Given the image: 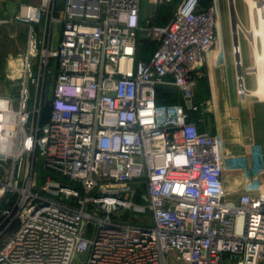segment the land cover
<instances>
[{
	"label": "built area",
	"instance_id": "built-area-1",
	"mask_svg": "<svg viewBox=\"0 0 264 264\" xmlns=\"http://www.w3.org/2000/svg\"><path fill=\"white\" fill-rule=\"evenodd\" d=\"M142 5L64 0L60 9L59 0H40L13 14L30 29L18 90L0 95V264L264 258V165L257 187L233 200L222 137L191 118L219 40L218 13L182 0L159 24L142 22ZM245 80L238 71L241 97ZM170 88L184 105L160 101Z\"/></svg>",
	"mask_w": 264,
	"mask_h": 264
},
{
	"label": "rangeland",
	"instance_id": "rangeland-1",
	"mask_svg": "<svg viewBox=\"0 0 264 264\" xmlns=\"http://www.w3.org/2000/svg\"><path fill=\"white\" fill-rule=\"evenodd\" d=\"M63 1L59 0V8L63 7ZM181 0H143L142 10L147 18L155 17L158 22L165 23L171 20ZM208 4L217 11L220 26L219 40L217 47L223 50V47H229L233 52V46L238 31V18L241 24L248 30L252 27V21H249V5L245 0H234L233 6L231 0H210ZM257 1V0H256ZM40 0H0V87L8 90L9 94H14L18 90L19 80L21 78L22 56L27 43L29 33V25L16 22L12 19L13 14L19 10L22 3H39ZM61 27L56 26L54 31V46L58 45ZM240 45L243 53L242 66H236V57L230 55L234 68L238 72L248 68H253L255 65V54L250 42V37L243 29L239 32ZM238 42V41H237ZM245 87L248 92L246 96H240L237 99L242 103L244 109H250V116H253L252 121L255 122V141L252 150L249 153L230 156L227 153L228 147L223 139L221 154L223 159L224 173L231 174L234 171H239L246 176L245 188L252 189L257 186L254 181H261L262 168L264 165V99L253 96L250 91L256 89L257 75L255 73H247L245 75ZM54 74L51 76L50 82L53 83ZM51 90H49L50 95ZM177 103L174 94L167 96L166 104ZM246 107V108H245ZM249 111V110H248ZM255 112V113H253ZM241 130H232L233 140L241 141ZM249 140V139H246ZM53 174V179L70 183L69 180L63 179L56 174ZM173 261V260H172ZM171 262V261H170ZM80 264V263H78ZM171 264H177L172 263Z\"/></svg>",
	"mask_w": 264,
	"mask_h": 264
},
{
	"label": "crops",
	"instance_id": "crops-1",
	"mask_svg": "<svg viewBox=\"0 0 264 264\" xmlns=\"http://www.w3.org/2000/svg\"><path fill=\"white\" fill-rule=\"evenodd\" d=\"M146 19L148 18L144 16L142 10V22H145ZM156 22L161 24L157 19ZM168 22L169 20L165 21V24ZM230 55H233V52L227 46L223 47V50L216 47L209 55V61L204 67L205 77L199 81L195 92L194 103L199 106V109L192 114L191 118L201 132L217 134L224 138L228 147L227 153L230 156H235L249 153L252 150L256 143V132L255 122L252 121L253 116H250V109H244L242 103L238 101L241 98L238 94L237 71ZM164 91L173 93L177 103L185 104L180 93L175 89L170 88ZM8 93L4 87H0V95H8ZM258 111L264 114L261 109ZM233 129L241 130V141L233 140ZM246 178L239 171H234L231 174L224 173V185L233 200H236L241 192L246 191L244 186ZM170 261L184 264L176 260L175 253H171L167 257L166 263L171 264ZM260 264H264V258Z\"/></svg>",
	"mask_w": 264,
	"mask_h": 264
},
{
	"label": "bare ground",
	"instance_id": "bare-ground-1",
	"mask_svg": "<svg viewBox=\"0 0 264 264\" xmlns=\"http://www.w3.org/2000/svg\"><path fill=\"white\" fill-rule=\"evenodd\" d=\"M249 5V15L252 21V27L250 29H246L240 22L238 18V25L236 32L237 43H240L239 32L241 29L244 30L246 34L250 37V42L252 44L254 54H255V65L253 68H248L241 70L243 75L245 76L247 73H255L257 75V83L256 89L250 91V94L253 96L264 99V20L263 18H259L262 15V11L260 5L256 0H245ZM241 44V43H240ZM239 44V45H240ZM241 48V45H240ZM236 57V61L238 62V66H242L243 64V53Z\"/></svg>",
	"mask_w": 264,
	"mask_h": 264
},
{
	"label": "trees",
	"instance_id": "trees-1",
	"mask_svg": "<svg viewBox=\"0 0 264 264\" xmlns=\"http://www.w3.org/2000/svg\"><path fill=\"white\" fill-rule=\"evenodd\" d=\"M211 1L210 0H203V5L207 6ZM160 24V23H159ZM163 24V23H161ZM165 24V23H164ZM152 48V47H150ZM171 95L170 92H164L161 97H160V101L163 102V103H166L167 101V96ZM48 114H49V109H46L45 112H44V117L45 119L48 118Z\"/></svg>",
	"mask_w": 264,
	"mask_h": 264
},
{
	"label": "water",
	"instance_id": "water-1",
	"mask_svg": "<svg viewBox=\"0 0 264 264\" xmlns=\"http://www.w3.org/2000/svg\"><path fill=\"white\" fill-rule=\"evenodd\" d=\"M234 0H231V5L233 6ZM237 44V41L235 40V45ZM240 72V70H239Z\"/></svg>",
	"mask_w": 264,
	"mask_h": 264
}]
</instances>
